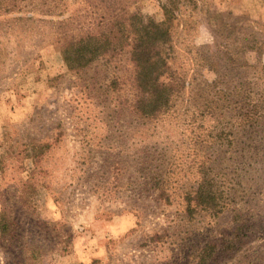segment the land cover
I'll list each match as a JSON object with an SVG mask.
<instances>
[{"label":"rangeland","instance_id":"rangeland-1","mask_svg":"<svg viewBox=\"0 0 264 264\" xmlns=\"http://www.w3.org/2000/svg\"><path fill=\"white\" fill-rule=\"evenodd\" d=\"M193 1L201 23L188 43L199 55L214 50L204 11L264 24V0ZM135 11L163 19L156 0H138ZM43 35L32 49L0 44V145L6 132L7 144H48L35 167L11 158L0 174V209L15 235L0 237V264H193L205 242L216 245L206 264H264V163L242 168L235 128L217 109L210 116L202 81L213 80L212 67L177 55L175 67L195 70L191 85L165 114L144 119L130 110L125 61L100 59L75 76ZM234 57L251 66L247 79L264 81V52ZM245 170L252 181L241 186ZM202 173L230 200L214 219L184 213ZM234 213L247 225L236 249Z\"/></svg>","mask_w":264,"mask_h":264},{"label":"trees","instance_id":"trees-1","mask_svg":"<svg viewBox=\"0 0 264 264\" xmlns=\"http://www.w3.org/2000/svg\"><path fill=\"white\" fill-rule=\"evenodd\" d=\"M137 1L0 0V44L32 49L34 39L48 32L64 67L75 76L100 59H122L129 65L130 110L150 120L165 114L191 85L195 62L199 68L210 65L214 78L209 83L202 81L206 93L214 100L208 107L210 116L224 120L227 130L235 128L240 139L238 158L242 168L249 167L247 162L264 163V81L247 79L246 71L251 66L234 57L245 52L253 53L255 58L261 56L264 24L230 13L204 11V23L214 50L199 55L188 43L201 23L196 20V2L156 0L163 19L155 21L138 11L128 13V8ZM177 55L187 56L190 63L194 61L193 65L186 70L175 67ZM9 136L7 132L2 134L0 174L11 158L19 162L30 160L35 167L48 148L46 142L7 144ZM261 167L264 174V166ZM32 174L33 171L29 179ZM28 181L20 183L28 185ZM251 181L252 175L246 170L239 175V185L247 186ZM224 195L222 185L202 173L194 189L184 195V213L190 218L199 213L214 219L228 206L230 200ZM231 221L228 246L236 249L247 225L240 213H234ZM13 227L7 212L0 209V237L14 238ZM215 248L213 242L200 244L193 264H206Z\"/></svg>","mask_w":264,"mask_h":264}]
</instances>
